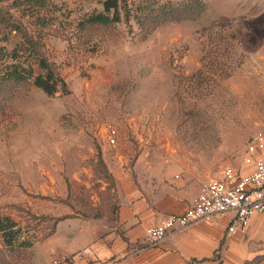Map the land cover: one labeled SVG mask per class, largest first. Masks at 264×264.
Here are the masks:
<instances>
[{"label":"rangeland","instance_id":"obj_1","mask_svg":"<svg viewBox=\"0 0 264 264\" xmlns=\"http://www.w3.org/2000/svg\"><path fill=\"white\" fill-rule=\"evenodd\" d=\"M101 1L53 0L70 20L102 10ZM129 1L134 9L141 4ZM202 1L205 17L165 24L146 40L134 20L99 29L98 53L83 59L68 41L49 35L46 49L70 93L49 96L25 84L0 91V214L21 229L11 246L0 232V264H50L48 238L62 217L112 221L117 187L109 164L118 155L171 159L180 180L201 190L242 162L250 138L264 131V0ZM213 25L226 27L223 37L233 32L239 46L226 36L222 64L235 71L210 82L205 71L202 78L196 74L203 29ZM0 30V37L8 32ZM17 42L12 32L3 44L12 49ZM141 117L153 131L135 132L129 119ZM108 122L120 133L115 148L104 137ZM150 137L155 150L145 148Z\"/></svg>","mask_w":264,"mask_h":264},{"label":"crops","instance_id":"obj_2","mask_svg":"<svg viewBox=\"0 0 264 264\" xmlns=\"http://www.w3.org/2000/svg\"><path fill=\"white\" fill-rule=\"evenodd\" d=\"M101 118H95L96 128L102 127ZM129 123L135 132L153 131L143 117L129 119ZM105 127L106 143L117 147L119 144L108 143ZM156 144L153 139L145 148L155 150ZM245 156L239 165L227 167L251 171L253 168L244 165ZM109 166L117 187L114 219L101 223L71 218L61 221L48 238L50 264L55 259L69 264H246L264 255V214L251 219L246 233L230 234V216L220 214L211 223L196 222L157 245H149L147 229L172 214L184 213L201 188L180 180L171 159L142 155L131 160L118 155ZM64 223L68 226L62 229Z\"/></svg>","mask_w":264,"mask_h":264},{"label":"trees","instance_id":"obj_3","mask_svg":"<svg viewBox=\"0 0 264 264\" xmlns=\"http://www.w3.org/2000/svg\"><path fill=\"white\" fill-rule=\"evenodd\" d=\"M102 10L87 13L78 20H70V15L62 19V7L53 0H14L8 7L0 5V28L8 32L0 37V91L18 90V86L33 85L49 96L58 93L69 94L67 82L56 63L51 61L46 49V39L55 35L68 41L72 50L83 52L77 58L97 54L102 37L95 32L102 28L134 20L141 31L142 40L168 23L195 21L206 16L208 6L202 0H141L134 9L129 0H103ZM19 13V16L15 14ZM61 13V14H60ZM25 18L33 29L30 30ZM66 22V23H65ZM224 26L213 25L203 29L205 43L203 47L202 68L196 75L204 74L203 80L212 81V77L224 81L231 77L234 68L222 64L227 53L225 37L220 33ZM1 32V30H0ZM12 32H16L18 42L12 49L3 43H9ZM237 49L239 41L233 32L227 36ZM83 49V50H82ZM36 71L38 74H36ZM195 75V76H196ZM62 217L60 221L70 219ZM10 217L0 214V232L9 241L10 246L19 239L21 229ZM246 264H264V255H259Z\"/></svg>","mask_w":264,"mask_h":264},{"label":"built area","instance_id":"obj_4","mask_svg":"<svg viewBox=\"0 0 264 264\" xmlns=\"http://www.w3.org/2000/svg\"><path fill=\"white\" fill-rule=\"evenodd\" d=\"M107 141L112 146L119 144V131L112 122L106 124ZM244 165L253 168L249 172L226 167L220 176L209 180L201 193L184 213L172 214L146 231V241L154 246L175 231L196 222L211 223L216 215L230 216L228 232L246 233L251 219L264 214V131L254 134L247 145ZM52 264H69L55 259Z\"/></svg>","mask_w":264,"mask_h":264}]
</instances>
